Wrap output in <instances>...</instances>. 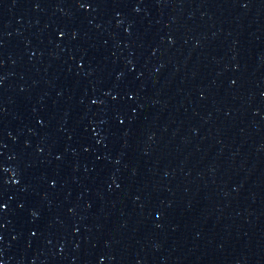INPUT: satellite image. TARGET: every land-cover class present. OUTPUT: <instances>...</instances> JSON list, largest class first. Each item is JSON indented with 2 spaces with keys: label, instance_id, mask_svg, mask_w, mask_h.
Returning <instances> with one entry per match:
<instances>
[{
  "label": "water",
  "instance_id": "95a60500",
  "mask_svg": "<svg viewBox=\"0 0 264 264\" xmlns=\"http://www.w3.org/2000/svg\"><path fill=\"white\" fill-rule=\"evenodd\" d=\"M0 264H264V0H0Z\"/></svg>",
  "mask_w": 264,
  "mask_h": 264
}]
</instances>
